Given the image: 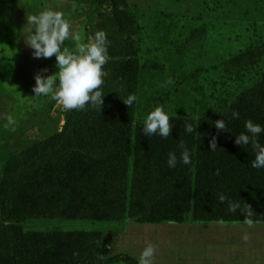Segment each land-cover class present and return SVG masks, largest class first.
<instances>
[{
	"label": "trees",
	"instance_id": "1",
	"mask_svg": "<svg viewBox=\"0 0 264 264\" xmlns=\"http://www.w3.org/2000/svg\"><path fill=\"white\" fill-rule=\"evenodd\" d=\"M94 3L112 5L119 30L126 35L123 48L110 54L103 69L117 70L124 81L131 82L136 77L135 63L127 58L134 54L137 28L128 14L127 0ZM251 47L255 49L248 56L216 67L222 71L219 87L231 77L236 82L231 81V88L245 77L246 83L251 81L250 86L232 99L221 98L218 110L200 113L192 121L171 116L173 128L167 138L159 133L146 136L143 118L134 106L125 113L123 108L119 113L114 108L118 115L109 116L88 105L85 110L68 111L61 132L39 142L36 149L13 156L1 176L0 264H96L119 260L138 264V258L125 253L107 258L110 239L102 230L26 231L25 226L32 222L122 219L143 226L160 225L162 221L182 226L187 220L222 219L247 226L240 209L228 210L229 202H238L241 208L251 205V219L264 221V205L256 204L264 200V168L252 167L255 156L248 151L251 144H235L236 136L246 134L247 120L264 127L261 87L253 82L261 69L256 50L262 46ZM106 93L110 96V91ZM116 100L113 105L119 107ZM233 112L239 113L238 119L233 118ZM220 119L225 120L224 131L215 127ZM186 123L196 131L186 132ZM213 136L217 137L215 151L209 146ZM181 143L190 153L191 164L185 165L180 159ZM170 152L177 156L175 167L168 166ZM221 194L227 197L223 203L218 199ZM206 226L213 231L220 227Z\"/></svg>",
	"mask_w": 264,
	"mask_h": 264
},
{
	"label": "rangeland",
	"instance_id": "2",
	"mask_svg": "<svg viewBox=\"0 0 264 264\" xmlns=\"http://www.w3.org/2000/svg\"><path fill=\"white\" fill-rule=\"evenodd\" d=\"M46 8L64 12L72 31L82 34L83 43L93 39L97 31H104L109 56L126 42L110 4L97 6L94 0H0V190L1 176L10 159L36 149L39 142L61 132L66 123L67 110L50 95L36 97L33 92L38 72L48 76L59 71L55 56L34 58V50L24 43L26 16ZM127 11L137 28L135 51L127 58L135 63L136 77L129 82L117 70L104 71V113L118 115L121 108L125 113L134 106L145 121L151 111L163 106L170 117L180 115L192 121L200 113L215 112L221 98L232 99L251 84L245 82V77L231 88V77L219 87L222 71L216 67L248 56L255 49L252 44L262 46L256 50L261 69L253 82L261 87L259 93L264 101V0H127ZM65 46L73 49L75 43L69 39ZM45 68L48 71L42 72ZM169 78L173 83L165 85ZM130 94L138 99L129 108L123 99ZM115 100L119 107L113 105ZM114 108L118 113L113 112ZM7 115L17 121L15 131L3 127ZM261 137L264 132L257 137L264 145ZM248 151L250 156L256 155L252 146ZM190 195L192 200L193 194ZM257 201L256 204L264 205V200ZM1 212L0 199V223ZM189 221L182 226L173 221L143 226L122 219H70L62 223L32 222L25 229L44 233L56 229L102 230L110 239L107 258L125 253L139 259L143 249L152 244L157 249L154 264H264V221L258 219L253 227L224 220L223 225L218 221ZM206 225L220 227L213 231ZM96 264L133 263L119 260Z\"/></svg>",
	"mask_w": 264,
	"mask_h": 264
},
{
	"label": "clouds",
	"instance_id": "3",
	"mask_svg": "<svg viewBox=\"0 0 264 264\" xmlns=\"http://www.w3.org/2000/svg\"><path fill=\"white\" fill-rule=\"evenodd\" d=\"M27 29L24 35V43L26 46L33 49L34 58L50 59L53 56L56 58V66L59 71L55 74L44 76L38 72L35 76V86L33 92L36 97L51 96L64 110H85L88 105L93 108L102 110L104 103V95L102 86L104 84L105 72L103 66L108 62L110 56L108 54L109 41L107 34L104 31H97L93 39L88 43L82 42V34L78 31H72L71 22L65 18L62 11L46 8L38 14L26 16ZM71 39L75 43V48L70 49L65 46V42ZM45 68L42 72H47ZM173 80L169 78L165 85H171ZM165 85H161L162 87ZM138 97L130 94L123 102L130 108ZM233 118L238 119L239 113L233 112ZM7 123L4 124L5 130H16L17 121L12 115L4 117ZM215 127L218 131H224L226 123L224 119L215 121ZM172 124L170 116L165 112L163 106H157L151 111L145 121L143 132L146 136L159 133L160 136L167 138L172 133ZM247 134L244 132L236 136V145H249L255 149V159L252 161L253 168H264V145H261L257 137L264 132L259 124L252 120H247L245 123ZM185 131L191 133L196 131L192 124H185ZM209 146L212 151L217 148V137L213 136L209 141ZM183 149L180 159L185 165L191 164L190 153L188 149L181 143ZM177 156L175 152L169 153L168 166L175 167ZM219 175V169H217ZM221 203L227 200V197L221 194L218 197ZM240 209L244 214V224L248 227L254 226V221L251 219L253 210L251 205H246L241 208L238 202H229L228 210L236 212ZM223 225L221 219L217 222ZM243 239H248L247 234ZM156 246L148 244L143 249L139 256L138 264H154L156 254ZM104 259V256L99 257Z\"/></svg>",
	"mask_w": 264,
	"mask_h": 264
}]
</instances>
